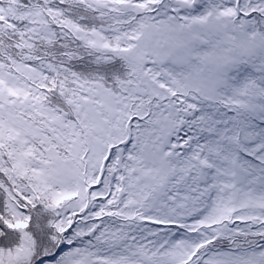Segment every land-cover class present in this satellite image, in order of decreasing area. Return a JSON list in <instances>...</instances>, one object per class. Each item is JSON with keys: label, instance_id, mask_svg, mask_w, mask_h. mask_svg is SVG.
I'll use <instances>...</instances> for the list:
<instances>
[{"label": "snow or ice", "instance_id": "1", "mask_svg": "<svg viewBox=\"0 0 264 264\" xmlns=\"http://www.w3.org/2000/svg\"><path fill=\"white\" fill-rule=\"evenodd\" d=\"M0 264H264V0H0Z\"/></svg>", "mask_w": 264, "mask_h": 264}]
</instances>
